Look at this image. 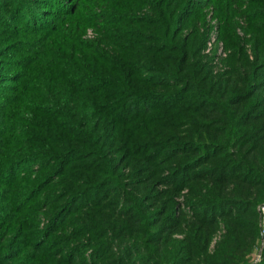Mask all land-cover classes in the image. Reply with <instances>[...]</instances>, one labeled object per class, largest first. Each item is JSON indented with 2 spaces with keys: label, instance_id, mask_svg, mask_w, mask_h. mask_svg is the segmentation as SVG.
<instances>
[{
  "label": "trees",
  "instance_id": "obj_1",
  "mask_svg": "<svg viewBox=\"0 0 264 264\" xmlns=\"http://www.w3.org/2000/svg\"><path fill=\"white\" fill-rule=\"evenodd\" d=\"M243 2L217 3L224 8L226 39L232 46L233 25L226 15L238 13ZM140 4L145 16L133 13ZM192 4L72 0L63 9L67 17L61 29L51 25L44 38L32 37L31 50L23 47L13 67L18 72L7 77L0 70V87L11 92H0V177L14 183L13 189L3 190L8 197L0 202V264H90L84 257L87 250L94 252L91 264H253L263 239L264 79L259 78L264 27L256 24L259 31H253L260 42L257 61L250 62L244 51L234 52L232 70L217 77L201 56L202 36H183L196 17ZM9 6L24 22L16 34L42 26L33 22V2L8 0ZM100 6L108 7L98 13ZM7 12L0 6V29L15 32ZM254 15L261 22L264 11ZM87 24L101 27L114 40L116 57L110 62L104 57L98 66L91 65L89 54L97 56L96 49L74 35ZM12 39L4 42L13 46ZM55 50L66 56L53 54ZM5 78L18 81L8 87ZM26 120L30 127H23ZM19 139L31 146L15 154L11 146ZM36 152L53 159L43 181L61 178L64 195L60 207L52 206L56 212L43 237L10 255V230L29 239L34 228L23 224L21 212L7 221L9 204L15 203V210L24 199L18 190L31 187L32 198L39 195L43 182L16 187L19 179L10 170ZM123 164L130 169L127 176L121 173ZM187 190L191 216L177 209L178 196ZM68 217L75 226L70 240L88 235L90 243L62 252L63 238L54 234L64 232L57 223ZM221 226L225 232L211 252Z\"/></svg>",
  "mask_w": 264,
  "mask_h": 264
},
{
  "label": "rangeland",
  "instance_id": "obj_2",
  "mask_svg": "<svg viewBox=\"0 0 264 264\" xmlns=\"http://www.w3.org/2000/svg\"><path fill=\"white\" fill-rule=\"evenodd\" d=\"M120 4L125 5H131V0H119ZM192 2L193 4L189 6V9H191V12L193 11L196 13V17H191V22L188 26L184 27L183 29V36H188V34H191L193 32H198L200 37V41L204 39V42L202 43V46L200 47V50L202 49L201 56L204 59V63L208 65L210 70H212V73L214 76H222L227 75L231 70V57L234 55V52H240L241 55L244 51V54L249 59L250 62L255 63L256 60V49L257 45L260 44L259 39H257V36L253 34V31L256 30L258 33V27L254 28L256 24H262V27H264V18L261 22H255V19L258 17L254 15V11H258L259 9L264 11V5L263 4H256L255 1H264V0H243L244 4L241 5L242 7L238 10V13L236 12L233 14V16H227L226 19L229 21L231 20V23L233 25V31H232V40L233 45L231 43L229 44V40L226 39V32L227 29L225 28L228 26L225 15L223 13V9L219 8L217 5L218 0H188ZM29 2L32 4L34 3V23H39L42 26H38L37 28H33L29 34L26 35H18L17 27L22 25L24 23L21 19L16 18L14 14L11 13V10L13 9L10 6L7 8L8 0H0V6H3L5 9H9L10 12H7L6 14H11L10 19L7 20L11 23H13V27H15L16 31L12 32L10 31L11 28L5 29L4 31L2 28L0 29V70H5L3 75H6L7 77H11L12 71L18 72L19 68H13L15 65V62L17 63V60L21 57L20 52L22 51L23 47L27 45V48L29 50L32 49V37H45V35L49 34L51 31L50 26H54L55 24L58 25L59 29L62 28L61 20L64 19L66 16V11H63V9H66L67 7H71L72 0H29ZM140 2V1H139ZM138 3V2H137ZM253 3V4H252ZM138 5V4H137ZM108 7V6H107ZM106 7V8H107ZM103 7H98L96 10L98 13H104ZM253 9V11H251ZM85 11L79 12V15L83 16L85 14ZM250 12V13H249ZM135 15L138 16H145L147 13V10L142 9L141 4L137 9L135 8V11L133 12ZM79 15L75 16L76 18ZM200 15V18L198 19ZM221 17V18H220ZM68 19V18H67ZM66 20V19H65ZM84 21H89L84 19ZM80 21L78 20L79 26ZM76 26V27H77ZM10 31V32H9ZM6 32H9L8 35H6ZM5 36L8 40L15 39V45H10L5 41V37L1 39V36ZM74 35L77 37V41L81 40L82 42H85L86 45H89L91 49L93 47L96 49L93 51V53H97V56L90 55V62L93 66H98L100 64L99 61H103V58L105 57L107 59V62H110L113 58H115L116 48L112 43H114V40H109L108 36H105V31L102 30L101 27H96L93 24H87L83 25L79 30H74ZM261 35V34H258ZM8 36V37H7ZM206 36V37H205ZM12 39V40H13ZM26 39V40H25ZM264 41V39L260 38ZM25 40V42H24ZM14 41V40H13ZM116 42V41H115ZM29 43L31 44L29 46ZM38 43H41V39L38 40ZM118 43V42H117ZM123 44V42H121ZM118 44V45H122ZM56 49V47H53ZM61 56H66V54L63 51H59ZM59 52L55 50L53 54L59 55ZM78 57L81 56L77 55ZM239 56V55H238ZM237 56V57H238ZM84 57V55H82ZM94 57V58H92ZM96 58V60H95ZM69 60H72L69 58ZM263 60H261L262 64ZM264 67V66H261ZM261 71V76L259 80L264 79V68ZM145 77V76H144ZM10 79L12 78H5L3 85L10 87V85H16V82H12ZM4 86L0 87L1 93H8L11 92L4 90ZM144 108V107H143ZM27 115V114H25ZM28 117H24L25 119H28ZM27 120L25 121L26 125ZM23 124V127H30L25 126ZM17 141V142H16ZM14 144L11 146L14 148L15 154H19L21 149L24 147L30 148L31 145L25 144L24 140L21 139L16 140ZM53 145V144H52ZM34 148V147H32ZM45 151L47 149L45 147V143H42V148ZM41 150V151H43ZM119 151V150H117ZM44 153V152H43ZM21 154V153H20ZM29 158H25L22 161H25L22 165L18 166L16 169H11L10 172L15 177L18 178L19 182L16 184V187L21 185V188L26 189L28 188V185L35 183V181L46 179V175L49 174V170L53 166V159L52 158H46L44 154L36 152L35 154H31L28 156ZM44 157V158H43ZM123 162H119V164H122ZM121 173L124 176H127L130 174V169L128 166L123 164L121 166ZM11 176V175H9ZM8 176H5L3 179H0V202H5V199L8 197L7 193H3V190L6 189V192L13 189L14 183L8 184L5 181L8 179ZM8 181V180H7ZM61 178H57L54 182H48V180L43 181L41 183V187L39 189V195L36 194L34 198H32V195L29 194V190L31 187H29L28 190H18L20 191V195L24 197L22 201H20V204L18 205L17 209L14 210V205H11V210L7 211L8 219L7 221H10L14 216H18V212H21L22 215H24L22 219L23 224H27V228L30 226L34 229H32V232L30 233V238H20L21 235H16L17 230L14 228L10 230L9 240L10 244L7 246L9 248L10 255H15L16 253H20L22 250H27L24 246L27 243H31L33 240H39L43 237L44 230L47 227V224L49 223L50 217L52 216L53 212H56L53 210L52 206L54 207H60V199L64 195L63 191L65 188L62 186ZM164 189V188H161ZM14 191V190H13ZM14 191V192H18ZM28 192V193H27ZM188 194L187 191H183L179 196L177 200V209L178 211H185L189 216L192 215V211L190 207L186 204V196ZM30 195V196H29ZM19 198H17L18 200ZM69 198H66L65 201H67ZM103 199V197L101 198ZM50 205L51 208H48L47 206ZM9 207L7 206L4 210L1 212H4ZM2 208H0L1 210ZM260 212L263 215L261 220V228H262V234L263 239L261 242V247L258 249L252 256V263L253 264H261L264 260V205L260 207ZM15 211V213H13ZM13 213V214H11ZM29 215V217H28ZM18 219V218H17ZM32 219L34 222H32ZM69 219L66 220H60L59 223H57L58 229L61 230L63 227L65 228L63 233H60L57 231L54 234V237H61L63 240L60 239V242H63L61 246H59V249L61 251H65L68 247L75 248L77 246H80L78 244L87 245L90 243V236H85L82 239H75L71 241V236L73 235L75 231V226L73 223H70ZM62 224L63 222H65ZM58 222V221H57ZM62 224V225H61ZM222 227V226H221ZM225 232L224 227L221 228V231L217 233L215 238L213 239V242L211 244L210 250L213 252L215 245L217 242L220 241L221 236ZM78 237V236H77ZM179 240L183 239V236H177ZM67 240V242H66ZM69 241V242H68ZM51 242V240H50ZM34 243V242H33ZM69 243V244H67ZM263 249V250H262ZM115 251H117V248H115ZM83 251H79L77 256L78 258L82 257ZM94 252L93 250H87L86 253H84V257L87 260V263L91 264V261L93 260Z\"/></svg>",
  "mask_w": 264,
  "mask_h": 264
}]
</instances>
